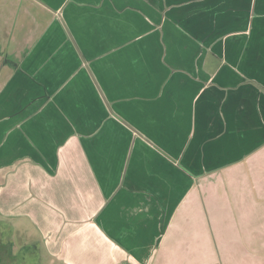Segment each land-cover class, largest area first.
<instances>
[{"label":"crops","instance_id":"1","mask_svg":"<svg viewBox=\"0 0 264 264\" xmlns=\"http://www.w3.org/2000/svg\"><path fill=\"white\" fill-rule=\"evenodd\" d=\"M24 2L0 214L60 264H264V0Z\"/></svg>","mask_w":264,"mask_h":264},{"label":"rangeland","instance_id":"2","mask_svg":"<svg viewBox=\"0 0 264 264\" xmlns=\"http://www.w3.org/2000/svg\"><path fill=\"white\" fill-rule=\"evenodd\" d=\"M24 0H0V51L8 53L15 44L26 51L35 34L23 29L33 11ZM30 215V214H28ZM39 232L31 217L20 216L17 209L10 216L0 214V264H60L52 262L40 243ZM36 245L40 247L37 249ZM40 253V258L39 257Z\"/></svg>","mask_w":264,"mask_h":264}]
</instances>
